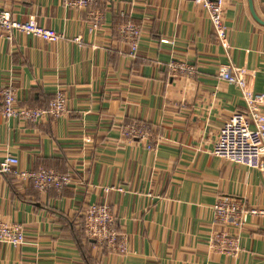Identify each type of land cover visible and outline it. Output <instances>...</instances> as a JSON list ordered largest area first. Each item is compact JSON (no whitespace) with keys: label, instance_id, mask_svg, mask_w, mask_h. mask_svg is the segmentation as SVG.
<instances>
[{"label":"crops","instance_id":"1","mask_svg":"<svg viewBox=\"0 0 264 264\" xmlns=\"http://www.w3.org/2000/svg\"><path fill=\"white\" fill-rule=\"evenodd\" d=\"M63 1L0 0V12L14 20L33 17L65 36L57 43L0 36V86L11 83L16 105L27 108H45L61 91L67 109L36 123L0 117V161L9 153L20 170L68 172L74 180L38 192L1 178L0 221L21 224L24 243L0 244V264H264V217L247 214L236 227L213 212L219 197L264 208V175L211 153L224 121L244 105L239 89L219 79L220 66L246 68L250 87L264 93V25L249 1L224 0L230 58L192 0H98L84 9ZM251 4L264 22V0ZM126 23L140 29L133 56L118 32ZM171 61L194 73L172 74ZM134 123L146 140L123 137ZM92 204L110 208L127 254L86 239L82 220ZM216 232L235 237L239 250L216 251Z\"/></svg>","mask_w":264,"mask_h":264},{"label":"built area","instance_id":"2","mask_svg":"<svg viewBox=\"0 0 264 264\" xmlns=\"http://www.w3.org/2000/svg\"><path fill=\"white\" fill-rule=\"evenodd\" d=\"M98 0H64L67 7L84 9ZM109 1V0H103ZM206 12L211 23L213 35L223 52L230 58L229 29L224 22V0H192ZM92 24L97 27L98 18ZM14 32L36 37L43 42L57 43L65 39L60 32L40 26L31 17L25 22L14 20L7 11L0 12V36L11 40ZM118 32L131 48L133 56L138 48L140 29L137 25L126 23L118 27ZM81 42L80 37L73 39ZM161 43L172 44V40H161ZM168 69L172 74L192 75L194 68L185 62L171 61ZM249 73L244 67H238L229 61L221 65L218 77L224 83L237 87L243 100V108L231 114L220 127L211 153L234 165L259 171L264 175V93L253 90L247 80ZM16 90L11 83L0 86V117L36 123L42 119H57L67 113L65 97L57 91L45 108H27L16 105ZM127 140H146L145 129L141 123H134L122 129ZM150 149L151 146H148ZM4 176L13 177L31 183L38 192L49 189L61 190L70 186L74 180L70 173H59L51 169L37 170L18 169V159L6 153L0 161V180ZM108 189H105L107 191ZM214 220L221 224L241 226L246 215L264 217L263 209H244L240 203L228 197H219L213 206ZM83 229L86 239L113 254L128 253V242L124 233L115 228V220L110 208L104 204H92L85 210ZM24 243V232L21 224L0 221V244L14 247ZM212 247L225 254H235L239 250L238 240L225 232H216Z\"/></svg>","mask_w":264,"mask_h":264},{"label":"water","instance_id":"3","mask_svg":"<svg viewBox=\"0 0 264 264\" xmlns=\"http://www.w3.org/2000/svg\"><path fill=\"white\" fill-rule=\"evenodd\" d=\"M248 1H249L250 10H251V13H252L253 17L255 18V20H256L257 22H259L260 24L264 25V22L261 21L260 19H258V18L255 16V14H254V12H253V10H252L251 0H248Z\"/></svg>","mask_w":264,"mask_h":264}]
</instances>
